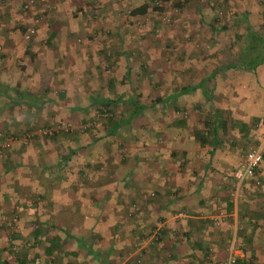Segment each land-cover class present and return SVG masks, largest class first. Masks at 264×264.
I'll return each mask as SVG.
<instances>
[{
  "label": "crops",
  "instance_id": "obj_1",
  "mask_svg": "<svg viewBox=\"0 0 264 264\" xmlns=\"http://www.w3.org/2000/svg\"><path fill=\"white\" fill-rule=\"evenodd\" d=\"M151 1L0 0V85L19 91L0 99V132L14 138L0 145V264H136L131 243L152 232L148 264H219L229 239L237 264H264L255 1L183 0L169 25ZM103 98L123 113L115 121L94 117ZM62 116L82 129L16 142ZM247 146L262 153L256 191L237 180Z\"/></svg>",
  "mask_w": 264,
  "mask_h": 264
},
{
  "label": "rangeland",
  "instance_id": "obj_2",
  "mask_svg": "<svg viewBox=\"0 0 264 264\" xmlns=\"http://www.w3.org/2000/svg\"><path fill=\"white\" fill-rule=\"evenodd\" d=\"M209 1H211V0H209ZM255 1V5H256V12H257V23H258V25L260 26V28H262V27H264V0H254ZM164 12H163V14H162V16H161V21H163V25H169V23H171L174 19H176L177 18V14H178V12H177V9L176 8H174V6L173 5H171L170 3H166L165 5H164ZM175 9V11H174V13L172 14V15H170L169 16V18L168 19H166V17L164 16V14H166V15H168V13L172 10V9ZM137 24H139L140 23V26H141V22H140V20L138 21V22H136ZM138 26V25H137ZM143 27L145 28V24H143ZM147 31V29H145V32ZM144 38H145V40H147V38H148V36L147 35H145L144 36ZM262 39H264V33L261 35V40ZM148 41V40H147ZM165 48H167V47H165ZM247 48V47H246ZM260 48V47H259ZM258 48V49H259ZM205 49H207V48H205ZM247 50V49H246ZM245 49H244V53H248V51H246ZM207 51H208V54H211L212 53V48L211 47H209L208 49H207ZM162 54H164V55H166V58H167V55H168V51H167V49H162ZM174 54V53H173ZM168 60V59H167ZM143 65H145L146 67H148L147 65V63L145 62ZM145 69V68H144ZM12 72H15V71H13L12 70ZM144 81V80H143ZM15 92V93H14ZM18 90H16L15 89V87L13 86V84H11V85H9V88H7V87H5L3 84H1L0 85V99H2V101L4 100V99H8L9 98V96L12 94V95H14L13 97H15L16 95H18ZM8 95L9 94V96L7 97V98H5V95ZM150 96H152L151 94H149ZM17 97V96H16ZM1 106H0V108L4 105V104H0ZM25 107H28V106H25ZM74 108H76V109H82V106H73ZM136 107V109H137V106H135ZM29 108L31 109H33V108H35V109H33V111H36L37 113H39L38 111H39V109H40V106H39V108H36V106H29ZM68 108V107H67ZM5 108H1V110H4ZM139 109V108H138ZM3 112H6V113H8V111H3ZM9 112H10V110H9ZM78 112H81L80 110H78ZM83 112V111H82ZM1 113H2V111H1ZM15 113L13 112L12 113V116L10 117V119L9 120H11L9 123L10 124H15ZM98 113L96 114H94V117L95 118H97L98 116ZM55 121V122H54ZM6 124H7V121H6ZM42 124V125H41ZM43 124H45V125H43ZM62 129V130H64V131H68L69 133L70 132H73V130H79V129H82V127H73L70 123H69V121H66L65 120V118H64V116H62L61 118H55V119H50V120H47V121H45V122H42V123H40L39 125H36V126H34L33 128H29L27 131H26V134L24 133V132H22V136L20 137V139L18 140V141H16V142H18V143H23V142H25V144H27V142L29 143L30 141H32L34 138H36L37 137V135H42L41 133H38V129ZM24 134V135H23ZM31 134H33V135H31ZM18 135H20V134H18ZM31 135V136H30ZM9 136L10 135H5L4 133H2V132H0V145L2 146V147H6L7 148V146H9L10 144H12V142L14 141V138L12 137L11 139H9ZM250 147H253V146H250ZM250 147H246V148H240V152H241V155H242V161H243V158H244V156H245V152L250 148ZM236 181V180H235ZM233 183H234V180H233ZM235 185V184H234ZM260 187V182L259 183H257V185H254V188H255V191H256V189H258ZM238 189L240 190V188L238 187ZM230 195V194H229ZM230 197H233V194L231 193V195H230ZM137 205H135L134 204V206H133V208H135ZM139 209V208H138ZM138 209L137 210H132V213H137L138 212ZM165 237V238H164ZM163 237V243L165 244V245H167V243H166V241H167V239L169 238V234H167V236H164ZM154 240V238L151 236V233L149 234H147V236L146 237H144L143 236V239L142 240H137L136 242H133V243H131V250H130V253H131V258L133 259V261H135V263L136 264H144L145 262H146V264H148L149 262H150V258L151 257H153V256H151V257H149V255H147V254H150L151 252H153L154 253V251L151 249L150 251H147V248H148V246H151V245H149L150 244V242H151V240L152 239ZM236 240V239H235ZM235 240L233 241V247L235 246ZM78 241V240H77ZM82 243V242H81ZM232 241H231V239H229L228 240V242H226V246L224 247V258L222 259V258H220V260H219V264H226V260H227V258L228 257H235V252H234V249L235 248H233L232 247ZM153 246V245H152ZM168 246V245H167ZM82 248H84V244L82 243ZM232 248V249H231ZM88 249H91V248H88ZM83 250H86L85 248L83 249ZM145 250L147 251V252H149V253H146L145 254ZM93 251V250H92ZM164 252H162V253H160L161 255L159 256V258H161L160 260H162V259H164V258H168L165 254H167V252H168V249H166V250H163ZM94 252V251H93ZM165 253V254H164ZM156 257H158V255L156 256ZM222 257V256H221ZM149 258V259H148ZM217 259V258H216ZM183 261V260H182ZM181 261V262H182Z\"/></svg>",
  "mask_w": 264,
  "mask_h": 264
},
{
  "label": "built area",
  "instance_id": "obj_3",
  "mask_svg": "<svg viewBox=\"0 0 264 264\" xmlns=\"http://www.w3.org/2000/svg\"><path fill=\"white\" fill-rule=\"evenodd\" d=\"M20 4L23 10H30L32 5V0H17ZM175 9L173 8L168 15L164 14L166 19L169 18L170 15L174 13ZM39 22L38 16L33 15L28 24L25 26L23 31V39L28 40L35 32L37 23ZM56 131L57 129H38V133L46 134L51 133L52 131ZM59 130V129H58ZM262 161V153L259 147H250L246 152L245 156L243 158L242 164H241V170L237 174V180L238 183L246 178H255V172L259 168L260 163ZM257 183V182H256ZM138 207L132 208V210H137ZM219 220L215 219L214 223L216 225L219 224ZM151 236H155V232H152ZM234 257H228L226 260V264H234Z\"/></svg>",
  "mask_w": 264,
  "mask_h": 264
},
{
  "label": "trees",
  "instance_id": "obj_4",
  "mask_svg": "<svg viewBox=\"0 0 264 264\" xmlns=\"http://www.w3.org/2000/svg\"><path fill=\"white\" fill-rule=\"evenodd\" d=\"M167 1V0H166ZM170 1V2H169ZM168 2H166V3H170L171 5H173L174 6V8H176V9H179V8H181V6L183 5V0H169ZM164 5H165V3L162 5V4H160V2H159V0L157 1V0H152L151 1V3H150V8L151 9H153V10H157V11H159V10H162L163 8H164ZM148 8V5L147 4H143V5H141L140 7H137V8H134V9H131V10H129V14L130 15H143V14H145V12H146V9ZM35 33V32H34ZM34 35V34H33ZM32 35V36H33ZM32 36L29 38V39H31L32 38ZM28 39V40H29ZM112 103H113V101L112 100H109V99H100V100H98V102H97V104L98 105H100V106H97V110H96V114L98 113V115L97 116H99V118L101 119V120H107V121H115L117 118V116H119V115H121V114H123V113H121L120 114V112H118L116 109H117V107L116 106H113V108H112ZM139 108H142L141 106H139ZM134 113H136V112H134ZM182 115V114H181ZM183 117H179V119L178 120H180V119H182ZM114 124H116V123H114ZM115 126L116 125H114V127L113 128H115ZM68 134H71V132L69 133L68 131L66 132H64V130H62V129H59V130H54V131H52L51 133H46V134H42V136L43 137H46V138H50L51 140H54V139H56V137H58V136H68ZM206 142V139L205 138H203L202 140H200V144H202L203 145V143H205ZM23 144H25V143H23ZM10 146V145H9ZM9 146H7V147H9ZM25 146V145H24ZM6 148V147H5ZM249 182H251V185H250V187L252 186V188L251 189H255L253 186L254 185H257V183H259L260 181H258V180H256L255 178H249ZM257 182V183H256ZM152 196V194L150 195V197ZM139 208V207H138ZM228 210H231V208H232V203L231 202H229V201H227V207H226ZM17 262H18V264H23V260H21V259H17ZM234 264H237V261H236V259L234 260Z\"/></svg>",
  "mask_w": 264,
  "mask_h": 264
}]
</instances>
